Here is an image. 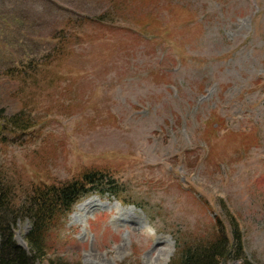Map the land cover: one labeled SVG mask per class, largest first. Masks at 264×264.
<instances>
[{"label": "rangeland", "instance_id": "rangeland-1", "mask_svg": "<svg viewBox=\"0 0 264 264\" xmlns=\"http://www.w3.org/2000/svg\"><path fill=\"white\" fill-rule=\"evenodd\" d=\"M108 6L0 0V107L32 125L0 126V182L19 203L38 183L104 175L38 264H169L220 227L230 237L232 220L264 264V0H132L112 28L95 24ZM67 20L80 37L61 60L35 82L3 78L46 56ZM29 227L13 229L26 250Z\"/></svg>", "mask_w": 264, "mask_h": 264}, {"label": "trees", "instance_id": "trees-1", "mask_svg": "<svg viewBox=\"0 0 264 264\" xmlns=\"http://www.w3.org/2000/svg\"><path fill=\"white\" fill-rule=\"evenodd\" d=\"M131 1L104 0L109 5L106 11L107 16H99L94 23L103 24V27L105 23H109L108 26L112 28L120 12L119 8L128 7ZM69 23V20L64 22L61 32L53 38L56 43L47 51L46 56L40 61L13 63L12 71L4 73L3 78L9 81L20 78L24 82H35L39 77L38 74L46 71L49 65L61 60L67 54L73 37H80L77 31L76 34L73 33V27ZM22 112L23 110L8 114L5 113L4 108L0 107L1 129L24 132L31 128V119L28 116L24 117ZM102 179H104L103 173L89 171L78 179L60 186L38 183L31 187L27 196L23 197L19 203H16L15 190L5 185L6 183L0 182V264H38V260L45 256L48 250L46 244L48 232L78 200L92 190L97 191L98 188L93 185L99 184ZM21 219H27L30 224L26 237L28 250L19 246L14 240L13 229L16 222ZM231 225L230 237L219 226L220 230H216L212 238L178 247L169 264H226L232 260H239V264H253L244 254L241 233L235 220H232ZM50 264L71 263L57 258Z\"/></svg>", "mask_w": 264, "mask_h": 264}, {"label": "bare ground", "instance_id": "bare-ground-1", "mask_svg": "<svg viewBox=\"0 0 264 264\" xmlns=\"http://www.w3.org/2000/svg\"><path fill=\"white\" fill-rule=\"evenodd\" d=\"M97 206H98V204H96V203H94L92 200H90V198L89 199H87V200H85V201H83V203L82 204H80V205H78L77 206V209H78V212H84V211H86V212H84V214L85 213H87L88 212V210L90 209V208H93V207H95V208H97ZM98 208H100V207H98ZM78 215H80L79 213H78ZM76 216H77V214H76ZM84 217H86V216H84ZM146 232H149V233H152V230L148 227V226H145L144 228H143ZM151 230V231H150ZM148 233V234H149Z\"/></svg>", "mask_w": 264, "mask_h": 264}]
</instances>
